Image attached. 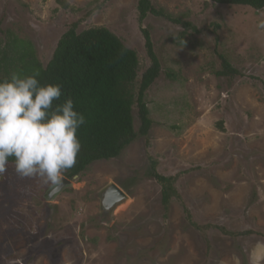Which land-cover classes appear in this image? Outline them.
I'll list each match as a JSON object with an SVG mask.
<instances>
[{
  "label": "rangeland",
  "instance_id": "rangeland-1",
  "mask_svg": "<svg viewBox=\"0 0 264 264\" xmlns=\"http://www.w3.org/2000/svg\"><path fill=\"white\" fill-rule=\"evenodd\" d=\"M66 1L0 0V74L26 50L46 66L82 20L79 31L107 27L134 49L141 76L150 65L147 30L162 66L146 94L154 123L53 196L9 162L0 177V264H264V10L154 0L191 23L186 29L152 14L141 20L138 0ZM13 37L23 42L17 50ZM219 53L242 75L217 76ZM133 116L138 131L137 109ZM153 167L175 177L179 197L167 210ZM111 183L129 199L108 211Z\"/></svg>",
  "mask_w": 264,
  "mask_h": 264
},
{
  "label": "trees",
  "instance_id": "trees-1",
  "mask_svg": "<svg viewBox=\"0 0 264 264\" xmlns=\"http://www.w3.org/2000/svg\"><path fill=\"white\" fill-rule=\"evenodd\" d=\"M228 5H245L256 10H264V0H213ZM68 7L66 0H58ZM100 5L86 13L91 16ZM139 18L144 20L150 14L165 17L180 23L187 28L191 23L175 18L163 8H157L154 0H138ZM82 20L72 22L60 37L53 56L46 66H42L32 50H26L18 57L10 59L4 66L0 80L10 76L12 72L30 74L39 70L41 84L59 83L62 95L53 100V108L68 98L74 102V110L85 116V124L77 130L81 149L73 168L63 173L68 179L80 175L94 162L109 160L119 156L139 135L147 136L154 123L146 94L161 74V62L154 50L151 36L145 30L146 49L150 58L149 67L139 75V57L137 52L126 46L124 42L107 27H90L79 31ZM19 43H22L19 45ZM23 42L13 37V50H17ZM221 68L215 73L230 82L242 72L229 58L219 53ZM7 61V57H5ZM19 63H21L19 65ZM29 65L26 67V64ZM32 70L28 72V68ZM25 72V73H24ZM137 109L141 126L137 131L134 126L133 111ZM14 163V158H9ZM152 176L162 187V203L167 210L172 197H179L175 186V177L159 173L152 168ZM190 223L191 216L188 214ZM217 227V226H216ZM223 231L230 235L237 233Z\"/></svg>",
  "mask_w": 264,
  "mask_h": 264
},
{
  "label": "clouds",
  "instance_id": "clouds-1",
  "mask_svg": "<svg viewBox=\"0 0 264 264\" xmlns=\"http://www.w3.org/2000/svg\"><path fill=\"white\" fill-rule=\"evenodd\" d=\"M39 76V70L12 72L0 80V177L11 157L20 178L55 188L76 164L81 149L77 130L86 120L71 98L53 108L62 85L41 84Z\"/></svg>",
  "mask_w": 264,
  "mask_h": 264
},
{
  "label": "water",
  "instance_id": "water-1",
  "mask_svg": "<svg viewBox=\"0 0 264 264\" xmlns=\"http://www.w3.org/2000/svg\"><path fill=\"white\" fill-rule=\"evenodd\" d=\"M77 176L78 175H76L75 177ZM70 182V179L66 178L65 176L62 177L61 183L52 190L50 196H53L55 193L61 191ZM128 199L129 196L120 186L115 183H111L108 188L104 191L102 204L106 210L111 211L112 208L115 207V205H117L119 202Z\"/></svg>",
  "mask_w": 264,
  "mask_h": 264
}]
</instances>
